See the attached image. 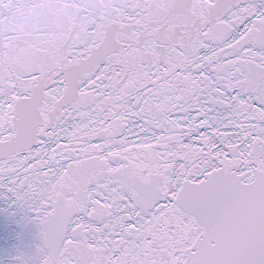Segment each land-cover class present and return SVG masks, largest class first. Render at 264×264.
Wrapping results in <instances>:
<instances>
[{
    "label": "snow or ice",
    "instance_id": "obj_1",
    "mask_svg": "<svg viewBox=\"0 0 264 264\" xmlns=\"http://www.w3.org/2000/svg\"><path fill=\"white\" fill-rule=\"evenodd\" d=\"M0 204L12 264H264V0H0Z\"/></svg>",
    "mask_w": 264,
    "mask_h": 264
},
{
    "label": "water",
    "instance_id": "obj_2",
    "mask_svg": "<svg viewBox=\"0 0 264 264\" xmlns=\"http://www.w3.org/2000/svg\"><path fill=\"white\" fill-rule=\"evenodd\" d=\"M22 217V213H21ZM27 239L24 225L0 204V264H12L16 249Z\"/></svg>",
    "mask_w": 264,
    "mask_h": 264
}]
</instances>
